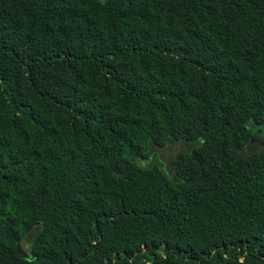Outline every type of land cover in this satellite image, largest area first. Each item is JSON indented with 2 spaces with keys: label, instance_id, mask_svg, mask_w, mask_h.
<instances>
[{
  "label": "trees",
  "instance_id": "obj_1",
  "mask_svg": "<svg viewBox=\"0 0 264 264\" xmlns=\"http://www.w3.org/2000/svg\"><path fill=\"white\" fill-rule=\"evenodd\" d=\"M258 134L264 0H0V264H264Z\"/></svg>",
  "mask_w": 264,
  "mask_h": 264
},
{
  "label": "rangeland",
  "instance_id": "obj_2",
  "mask_svg": "<svg viewBox=\"0 0 264 264\" xmlns=\"http://www.w3.org/2000/svg\"><path fill=\"white\" fill-rule=\"evenodd\" d=\"M264 145V136L261 134L253 136L252 140L247 146V150L257 151ZM188 147L180 144H167L163 148H154L151 152V159L146 163H156L161 165V167L168 173L169 176L173 177V166L172 160L179 152L186 151ZM29 242V241H28Z\"/></svg>",
  "mask_w": 264,
  "mask_h": 264
}]
</instances>
